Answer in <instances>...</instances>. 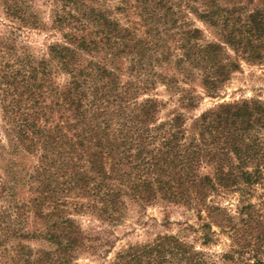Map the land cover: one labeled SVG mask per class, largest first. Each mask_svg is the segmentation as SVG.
Instances as JSON below:
<instances>
[{
	"label": "trees",
	"instance_id": "trees-1",
	"mask_svg": "<svg viewBox=\"0 0 264 264\" xmlns=\"http://www.w3.org/2000/svg\"><path fill=\"white\" fill-rule=\"evenodd\" d=\"M109 1L54 0L63 42L49 47V59L0 39V264H75L88 242L76 216L117 223L129 204L159 202L195 212L204 244L216 228L264 255V215L243 203L237 219L215 201L264 184V103L218 104L192 119L191 131L182 112L199 105L185 88L197 80L216 97L242 61L264 65V0H123L140 18L132 27ZM32 3L0 0L21 29L44 27ZM191 14L216 41L185 20ZM59 73L66 84L54 79ZM159 84L179 96L167 120L165 103L148 94ZM27 157L37 159L31 168ZM112 264L217 263L166 234L128 247Z\"/></svg>",
	"mask_w": 264,
	"mask_h": 264
},
{
	"label": "rangeland",
	"instance_id": "rangeland-1",
	"mask_svg": "<svg viewBox=\"0 0 264 264\" xmlns=\"http://www.w3.org/2000/svg\"><path fill=\"white\" fill-rule=\"evenodd\" d=\"M54 0H33L34 9L39 11V16L44 27L39 28H18V23L12 22L3 14L0 5V39L16 40L17 48H24L31 53L36 61L42 58L49 59V47L63 42L62 32H59L52 24V11ZM109 8L116 12L115 17L125 27L139 24L140 18L135 12L125 10L126 4L123 0H110L107 2ZM122 7L123 12H117ZM183 11L187 13V10ZM185 20L195 28L202 30L207 41H216L215 30L200 22L192 14L187 15ZM1 51V48H0ZM2 54L0 52V65ZM241 69L235 73L231 80L225 84L216 97L206 95L199 80L186 89H194L201 97L197 109L182 111L187 118V128L191 131L193 121L201 114L214 108L218 104L232 103L243 100H260L264 103V65L241 62ZM54 69L56 64L49 65ZM127 67V62H125ZM59 85H64L69 78L65 74L54 76ZM129 80L127 72L124 73L123 81ZM165 103L162 109L161 119L167 120L172 111L178 110L179 96L171 93L163 86L157 85L156 89L148 93ZM147 98V97H146ZM2 111L0 108V142L7 145L4 135ZM37 163V159L27 157L24 164L29 168ZM217 204L229 208L232 213H237L242 204L254 205L253 211H259L264 215V184L257 185L251 189H245L244 193H229L215 199ZM235 215V214H234ZM236 216V215H235ZM238 219V217L236 216ZM86 237H88L87 249L81 252L75 264H112L118 253L123 252L130 246L146 244L154 241L160 235H175L194 245L199 251H203L211 262L217 264H257V261L264 257L257 252V246L253 243L245 244V238H231L229 233H223L213 228L212 238L208 244H204L202 229L203 222L198 215L181 206L159 202L150 205H134L129 207L124 218L117 223L103 222L91 215L76 216ZM37 225L30 223L29 229L34 230ZM249 237L248 239H250ZM29 244L35 250L48 248L46 243L31 241Z\"/></svg>",
	"mask_w": 264,
	"mask_h": 264
}]
</instances>
